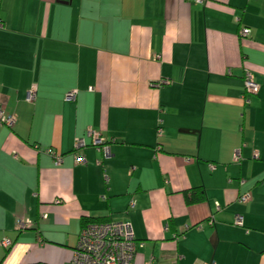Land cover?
Instances as JSON below:
<instances>
[{"label": "crops", "instance_id": "1", "mask_svg": "<svg viewBox=\"0 0 264 264\" xmlns=\"http://www.w3.org/2000/svg\"><path fill=\"white\" fill-rule=\"evenodd\" d=\"M0 108V264H68L84 215L132 264H264V0H0Z\"/></svg>", "mask_w": 264, "mask_h": 264}, {"label": "built area", "instance_id": "2", "mask_svg": "<svg viewBox=\"0 0 264 264\" xmlns=\"http://www.w3.org/2000/svg\"><path fill=\"white\" fill-rule=\"evenodd\" d=\"M202 2V0H196ZM249 29L244 27L241 29L242 35H248ZM243 96L258 93L259 85L255 80L254 74L249 69H244L243 75ZM168 83V80L161 79L151 83V85L160 87ZM36 88L31 86L26 92L25 99L33 102L35 99ZM76 90H69L65 93L64 99L67 101L74 100ZM16 117L14 114L6 113L0 108V125L12 127L15 123ZM158 120L156 132L161 135L162 128ZM87 136L90 138V144L103 156L109 155V144L106 139L101 136L98 131L88 129ZM87 144L83 137H76L74 140V147L80 148ZM45 152L51 156L54 165H60L62 162V155L51 148L45 149ZM238 151H235L234 158L237 159ZM76 162L84 163L85 159L81 155H77ZM98 163V161H97ZM249 194L245 193L239 197L240 202H246L249 199ZM134 205V201L130 202ZM219 208V206H216ZM234 223L241 225L243 223L242 215H236ZM29 224L28 219H20L17 222V229L25 228ZM143 243L138 242L134 235L132 224L128 220H108L103 222H88L81 226L77 242L73 248L72 256L68 264H132L137 246ZM0 245L8 247L10 241L7 238L0 240ZM43 264V263H37Z\"/></svg>", "mask_w": 264, "mask_h": 264}, {"label": "trees", "instance_id": "3", "mask_svg": "<svg viewBox=\"0 0 264 264\" xmlns=\"http://www.w3.org/2000/svg\"><path fill=\"white\" fill-rule=\"evenodd\" d=\"M186 201L188 203L200 201L203 199V194L202 191L197 189H194L190 194L185 195ZM82 225L88 223V222H103V221H108L107 219L104 218H99V217H90L88 215H84L81 219ZM81 225V226H82Z\"/></svg>", "mask_w": 264, "mask_h": 264}]
</instances>
